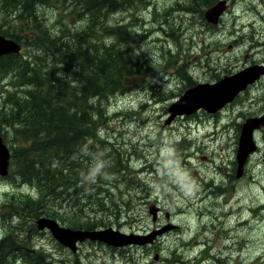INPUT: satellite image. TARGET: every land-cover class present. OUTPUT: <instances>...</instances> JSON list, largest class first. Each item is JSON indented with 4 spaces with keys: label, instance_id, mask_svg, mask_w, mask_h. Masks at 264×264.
I'll return each mask as SVG.
<instances>
[{
    "label": "trees",
    "instance_id": "16d2710c",
    "mask_svg": "<svg viewBox=\"0 0 264 264\" xmlns=\"http://www.w3.org/2000/svg\"><path fill=\"white\" fill-rule=\"evenodd\" d=\"M54 2L78 21L50 24L41 8ZM130 7L134 0H0V33L23 44V53L0 56V81L10 84L0 93V135L12 141L5 179L32 189L7 192L0 206V264H79L77 257L35 246L43 233L35 220L42 215L72 228L106 226L99 215L107 205L91 186L89 168L108 166L106 155L93 160V150L107 144L100 128L109 99L127 91L143 54L134 26L112 21ZM122 166L133 170L127 160ZM96 186L113 201L107 187Z\"/></svg>",
    "mask_w": 264,
    "mask_h": 264
},
{
    "label": "flooded vegetation",
    "instance_id": "af4514ba",
    "mask_svg": "<svg viewBox=\"0 0 264 264\" xmlns=\"http://www.w3.org/2000/svg\"><path fill=\"white\" fill-rule=\"evenodd\" d=\"M134 1L135 6H139L137 3L140 2L141 7L147 11L137 16L139 20L136 27L150 25L151 29L165 33L170 28L172 34L166 33L169 42L163 43L161 55L145 54L144 50H139L143 54L137 56L135 80H127L126 92L131 93L130 99H134V93L138 92L135 109L137 114L142 113L146 117L147 124L144 130L139 126L141 137L136 140L131 159L124 156L123 149L115 148V143L107 140V169L112 176L124 174L121 177L126 179L129 170L126 172L122 166L123 161L127 160L133 169V161L135 157H139L142 167L137 171L139 176L142 175L141 179L152 175L155 178L158 175L161 179L156 180L157 184L163 183L165 178L172 184V171L165 162L174 160V163H179L181 159L183 165L178 169L181 174L186 173L189 186L193 184L192 190L189 186L187 188V208L199 205L195 216L197 220L202 219L194 231L192 225L187 223V232L196 237L207 233L220 234L224 236L225 242L221 252H232L240 238L238 225L244 228L248 225L249 215L252 216V221L256 214L261 217L264 213V0H166L164 5L159 0L156 3L151 0ZM215 7L216 12L208 14ZM126 12L127 9L122 11L124 15ZM124 21L129 24V20L124 18ZM135 37L140 41L144 35L136 31ZM190 48L193 50L190 51ZM245 71L252 73L246 80L247 83L219 110L209 112L201 107L193 113L178 114L169 121L172 105L188 89L198 84H213ZM248 119H259L261 123L252 133L255 147L244 164L243 174L238 177L240 139L243 125ZM184 126H211L213 132L205 137L212 141L222 138L231 142L232 156L227 158L228 166H223L226 161L222 159L210 172H202L199 167H186L194 153L205 161L209 160V156L206 149L189 151L196 140L188 136L190 133L186 135V132L178 136L181 134L179 128ZM149 158L154 161L150 163ZM113 165L117 166L114 171L111 169ZM248 173L252 174L253 191L248 194L251 199L241 205L234 198L239 193L237 186L240 180ZM255 188L259 189L258 193L254 192ZM151 197L150 191L144 196L149 205L148 212L149 207L156 204L160 207L159 217L157 222L149 225L142 233L154 231L168 221L175 222L173 215L170 219L167 218L168 211L160 201ZM207 199H210L209 203L213 208L207 205L202 208L201 204ZM235 204L238 212L234 210ZM177 225V228L157 237L152 244L137 248L151 252L149 254L156 253L159 255L158 260H161L159 243L163 236L173 233L180 235L183 226ZM240 239L243 249L255 247V238ZM132 246L137 245L129 247ZM202 246L206 249L203 250L206 255L208 252L209 256L219 255L211 252L213 249L205 243L199 245L200 249ZM125 247L127 248L124 250L130 249ZM111 249L115 250L116 247ZM188 259L185 251L179 252L172 247L166 260L167 264H189L188 262L193 261ZM196 260V264H201L199 256Z\"/></svg>",
    "mask_w": 264,
    "mask_h": 264
},
{
    "label": "rangeland",
    "instance_id": "374dc122",
    "mask_svg": "<svg viewBox=\"0 0 264 264\" xmlns=\"http://www.w3.org/2000/svg\"><path fill=\"white\" fill-rule=\"evenodd\" d=\"M151 1L156 3L157 0ZM162 1L164 5L166 0H159V2ZM137 4L139 6L127 9L125 15L122 12L115 14L112 17V21L118 22L124 20V18L129 20V24L134 26V32L138 31L141 35H144L143 39L135 42V47L138 50H144L145 54H154V56L161 55L164 50L163 43L169 42L166 37L167 35H171L172 31L168 28L169 32H166V35L164 31L157 32L151 29L149 27L150 25L136 27L135 25L139 20L137 16L143 15L147 12L145 11V8L141 7L140 2ZM41 11L48 14L49 19H47V21L50 24H53L52 20H60L61 22L72 24L73 26V24L79 19L68 12L63 3L59 2H54L52 6L42 7ZM81 24L82 23H79L78 25L81 26ZM158 26L161 25L158 24ZM159 35H162L163 37H160ZM189 50L191 51L193 49L190 48ZM8 87H10L9 81L4 83L0 81V93L4 88ZM134 95V99H130L131 93L129 92L113 95L109 99V117L105 124L100 128L101 136L106 140H111L112 143H115V148L123 149L124 156L129 159L133 156L132 150L134 149V145H136V140L138 137H141L139 133L140 127L141 130H144L147 124L146 117L142 113L137 114L135 102L138 98V92H135ZM212 129L213 127L211 126H184L179 128V131L181 132V134L178 135L179 137L186 132V135L190 133L188 136L191 138L193 137L196 140L189 151H196L198 148L200 151L206 149V153H208L209 156V160L205 161L201 160L199 155L194 153V155L187 161L186 167H199L202 172H210L214 169L215 165H219L222 162V159L226 161L223 166H228L227 158L232 156V143L227 142L222 138H216L212 141L210 138L205 137L207 134L213 132ZM5 142L10 146L12 141L9 142L5 140ZM106 150L107 145L97 143L96 150H93V160L99 162L100 157L106 155ZM135 158L136 159L133 161V170L128 172L126 179L121 177L124 174H113L112 176L106 166H102L97 162L95 163L97 165L89 168L91 169V186L93 185V190L98 193L103 192L100 193V195L103 194V200L107 205V209H104L103 212H101L102 214L99 215V220L106 223V226L102 227L104 229L112 227L125 233H142L145 228H148L149 225L153 223L152 217L150 216L151 214L148 212L149 205L146 204V201L144 200L145 194L150 191L152 195L151 198L158 199L165 207L166 211L173 215L174 223L183 226L182 231L179 233L180 235L173 233L162 237L159 243V246L161 247H159L158 250L161 254V260L154 258L156 253L149 254L151 252L138 249V246H128L130 248L128 250H124L127 247H116L115 250H112L111 247L113 246L111 245L105 243L98 244L97 242L91 241L81 243L77 253H73L70 249L62 251L56 248L55 241L53 242L51 240V233H49V231H41L39 229V232L43 233L39 234V239L38 242L35 243V246H45V249L48 248L59 256L63 254L77 257L79 259V264H167L168 262L166 259L168 258L170 248L172 247L177 248L179 252L185 251L186 256L189 258L188 260H193L188 262L189 264H196L197 256H199L201 264H264V213L261 214V217L256 214L252 221V216L249 215L248 225L244 228H241L242 225H238V228H240V233H238L240 238H255L254 248L243 249L240 246L242 239L239 238L232 252L224 251L222 253L221 251L224 250L223 245L225 244L223 239L224 236L207 233L203 235L200 234L196 237L195 234H189V232H187V223L192 225L194 231L198 228V224L202 219L197 220L195 216L196 211L199 209V205L192 206V209L187 208L189 204L187 199L189 182L186 178V173L184 172L181 174L178 169H181L183 165L181 159L178 158L179 163H174V160H166L165 162L166 166L171 168V177L174 182L170 184L165 178L163 183L157 184L156 180L161 179L158 175L155 178L152 175L149 178H144V180L141 179L142 175L139 176L137 170L141 169L142 165L138 160L139 157ZM149 161L151 163L154 159L149 158ZM102 162L107 164L106 159H103ZM160 175H163V173ZM251 175V173H248L244 179L240 180L237 186L239 193L234 199L239 200L241 205L245 204V201L251 199L248 195L253 191L251 186L254 183ZM5 177L0 175V206L2 205L7 192H29V190H32L29 185H10V182L6 180ZM148 182L151 183L149 185H141V183ZM98 184L103 187H109L108 190L113 193V201H110V199L107 198L109 197V194L104 189H98V186H96ZM189 188L192 190L193 184H191ZM254 192L258 193L259 189L255 188ZM126 201H129V203L126 204ZM209 201L210 199L205 200L201 204L202 208L205 207V205L213 208ZM92 203L93 201L91 204ZM249 204H251V202ZM117 205H119L120 208ZM99 206L100 205L97 204L95 208H98ZM236 207L237 205L235 204L234 210L238 212ZM2 212L3 211L0 208V213ZM254 228L255 232H253ZM235 232H238V229H235ZM203 243L213 249L211 252L219 255L216 257L209 256V252L206 255V249L203 246L201 249L199 247V245H203ZM204 249L205 251H203Z\"/></svg>",
    "mask_w": 264,
    "mask_h": 264
},
{
    "label": "water",
    "instance_id": "95a60500",
    "mask_svg": "<svg viewBox=\"0 0 264 264\" xmlns=\"http://www.w3.org/2000/svg\"><path fill=\"white\" fill-rule=\"evenodd\" d=\"M217 7L210 10L208 14H212ZM22 43L6 37L0 33V56L9 53L19 54L22 50ZM249 71L240 72L238 75L226 77L220 81L210 84H198L195 87L188 89L181 98L175 102L171 109V116L169 121L178 114H189L204 108L209 112H215L223 107L227 102L231 101L234 96L244 87L247 83ZM201 95V96H200ZM201 97V98H200ZM259 119H248L242 129L240 139V149L238 152V172L237 176L240 177L244 171V164L247 161L250 153L254 150V141L252 133L256 127L260 125ZM263 123V122H262ZM12 160V149L5 142V139L0 135V175L5 177L10 173ZM160 207L152 204L149 207V213L152 217V222L158 221ZM166 216L170 219L171 213L167 212ZM36 225L39 230H47L61 245L69 248L73 253H77L80 244L85 241L103 242L107 245L115 247H125L131 245L143 246L152 244L157 237L178 227L177 224L168 221L165 225L157 228L149 233H125L116 230L112 227L108 228H71L63 225L59 220L42 215L36 219ZM158 254L155 259H158Z\"/></svg>",
    "mask_w": 264,
    "mask_h": 264
},
{
    "label": "bare ground",
    "instance_id": "6f19581e",
    "mask_svg": "<svg viewBox=\"0 0 264 264\" xmlns=\"http://www.w3.org/2000/svg\"><path fill=\"white\" fill-rule=\"evenodd\" d=\"M71 2V1H70ZM72 4V3H71ZM125 10V9H124ZM111 15V14H110ZM110 15H109V17H110ZM109 20V19H108ZM121 24H123V23H121ZM118 25V24H117ZM22 52V51H21ZM23 53V52H22ZM201 96V95H200ZM201 98V97H200ZM106 117V116H105ZM101 133V132H100ZM106 164V163H105ZM93 167V166H92ZM109 188V187H108Z\"/></svg>",
    "mask_w": 264,
    "mask_h": 264
}]
</instances>
